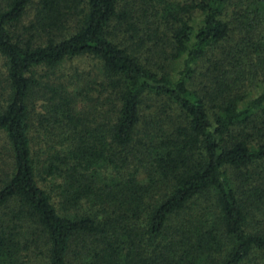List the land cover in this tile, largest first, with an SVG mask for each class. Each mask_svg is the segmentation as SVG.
<instances>
[{
    "label": "trees",
    "instance_id": "obj_1",
    "mask_svg": "<svg viewBox=\"0 0 264 264\" xmlns=\"http://www.w3.org/2000/svg\"><path fill=\"white\" fill-rule=\"evenodd\" d=\"M120 3L0 0V264H264V89L229 78L243 59L241 81L264 73V0ZM167 31L177 77L140 56ZM78 58L101 69L92 116L53 77ZM148 100L177 111L170 131Z\"/></svg>",
    "mask_w": 264,
    "mask_h": 264
},
{
    "label": "rangeland",
    "instance_id": "obj_2",
    "mask_svg": "<svg viewBox=\"0 0 264 264\" xmlns=\"http://www.w3.org/2000/svg\"><path fill=\"white\" fill-rule=\"evenodd\" d=\"M130 0H121L120 5L124 4V2H128ZM182 2H190L192 0H180ZM234 9L231 7L228 9L227 17L225 20H231L234 16ZM35 11L29 10L28 14L25 16L21 25H27L30 20L33 18ZM192 23L194 25H199L201 21V16L198 12L194 13L191 16ZM163 32L165 28L162 27ZM168 32V31H167ZM234 39L229 43L235 44L237 42L238 36L236 34L233 35ZM160 39L156 43L151 42L146 45L145 49L142 50L141 60L143 63H147L156 73H166L171 77H177L179 71L183 67V58L172 59V47L170 43V34L169 32L166 34L165 38L163 33H160ZM123 39H120V41ZM156 44V46L154 45ZM146 61V62H145ZM233 63V62H232ZM236 65V66H235ZM206 64H203L201 68L198 69L195 82L193 87L196 90L202 92L206 91V85L209 84V80L205 78L206 76ZM249 72L250 68L245 67L244 59L240 60L238 64H232L229 66V78L232 84L239 83L238 88L241 87V93L244 94V90L246 94H249L251 97L257 96L264 89V73H260L256 76L255 80L245 81L240 80L242 72ZM41 77H44V73L41 72ZM0 76H5V61L2 57H0ZM53 76V75H52ZM53 77H56L62 85L72 94L75 98L76 108L79 113H84L89 116H92L93 113L99 112V106L96 103V100L103 98L102 89H100L99 84L102 81L101 69L100 65L97 61L91 58H78L66 61L59 69L55 71ZM248 78V75L245 76ZM244 78V75H243ZM245 86V87H244ZM205 89V90H204ZM100 91V92H99ZM100 94V95H99ZM46 102L41 94H37L33 98V134L37 135V144L39 143L40 138H43V134L39 127V121L41 115L45 112ZM96 106L97 109H96ZM142 112L144 117L147 120L149 118H153L158 121L165 131H170L172 129L173 123L177 121L179 114L172 107H167L165 101L159 100H148L145 101L144 106L142 108ZM212 112V110H210ZM211 116V114H210ZM212 117V116H211ZM143 120L142 128L145 131V121ZM157 131V127H155ZM152 131V129H150ZM36 131V132H34ZM40 135V136H39ZM4 139L3 135L0 134V147L3 145ZM5 145V144H4ZM229 175L233 184H240L238 176L232 171H229ZM57 210L59 211V207L57 205V201L53 200ZM88 209V206L83 207L79 212H83ZM41 264H45V258L40 260Z\"/></svg>",
    "mask_w": 264,
    "mask_h": 264
}]
</instances>
